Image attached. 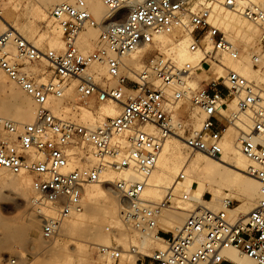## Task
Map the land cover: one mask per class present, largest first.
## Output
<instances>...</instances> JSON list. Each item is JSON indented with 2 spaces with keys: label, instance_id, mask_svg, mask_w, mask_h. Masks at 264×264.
Instances as JSON below:
<instances>
[{
  "label": "built area",
  "instance_id": "obj_1",
  "mask_svg": "<svg viewBox=\"0 0 264 264\" xmlns=\"http://www.w3.org/2000/svg\"><path fill=\"white\" fill-rule=\"evenodd\" d=\"M102 2L107 8L102 21L96 20L85 0H65L53 6L50 16L63 39L58 49L41 50L16 29L0 34V70L36 105L32 122L18 124L0 117V169L32 176L35 195L30 207L40 217L45 239L57 236L61 223L83 210L84 187L99 182L111 167L123 174L112 183L119 197L120 223L128 231L162 243V248L141 254L137 264H243L224 255L229 248L264 264V86L223 63V56L238 59L241 50L212 21L216 7H229L257 26L263 47L264 0ZM86 27L100 29L91 51L78 46V35ZM184 34L190 36L189 52L202 51L195 66L179 64L155 46L158 35L176 39ZM145 46L156 52L140 68L126 65L124 58ZM43 58L51 67L46 80L29 70ZM259 60L254 57L255 63ZM95 63L105 65L106 76L91 69ZM214 63L225 68L223 75L199 87L190 85L194 69ZM72 79L78 81V104H88L91 98L99 103L110 100L118 104L119 114L91 127L54 113L49 97L60 98ZM166 88L173 89L171 96L164 92ZM184 99L197 110L198 130H193L190 116L174 115L172 105ZM229 126L237 129L236 146L247 159L243 172L259 182L260 201L246 216L229 218L227 208L233 200L228 197L222 198L221 209L190 200L182 185L185 165L159 200L144 196L168 137L183 139L190 153L220 159ZM84 148L91 149L96 164L71 166L75 161L86 162ZM208 195L210 200L208 192L203 197ZM187 202L192 208L176 233L168 235L160 228L164 212ZM105 229L117 233L113 227ZM136 249L133 244L124 249L113 241L96 245V255L105 264H119L123 255Z\"/></svg>",
  "mask_w": 264,
  "mask_h": 264
},
{
  "label": "rangeland",
  "instance_id": "obj_2",
  "mask_svg": "<svg viewBox=\"0 0 264 264\" xmlns=\"http://www.w3.org/2000/svg\"><path fill=\"white\" fill-rule=\"evenodd\" d=\"M61 1L64 0H0V34L9 29V27H12L41 50L63 47V39L62 35L59 33V27L50 16V11L53 6ZM101 3L103 5L104 14H106V7L102 0ZM89 8L96 18L90 6ZM104 14L103 17H105ZM226 14L227 20H220L221 25L219 28L225 31L229 36L226 35L237 43L241 50L240 58L238 59L251 60V73L254 78L249 80H255L257 83L261 84L256 78L258 80L264 78V46L261 47L259 43L258 31L253 39V43L246 44L243 39H240L237 29L239 23L248 20L230 8L227 9ZM96 20L102 21L97 18ZM224 22L228 25L225 26ZM253 28L256 30L254 25ZM88 33L93 34L89 40L85 39ZM99 33V28H84L78 36L79 48L82 51L93 50L96 46ZM166 36L171 42L174 40V35H172L173 37L169 35ZM165 40L163 43L157 44L160 46L159 49L164 51L165 46L170 43V41L166 42ZM154 50V47H148L140 56L139 64L152 56V54L156 52H154ZM256 56L260 60L255 63L254 57ZM227 57L229 56H223V63L226 66L227 64L224 58ZM131 58L132 57L127 59L130 65L131 63L129 60ZM208 65L209 64L203 65L198 68L199 70L197 68L193 70L191 79L193 87H199L215 78L214 72L209 70L211 66L208 68ZM133 66L139 68L140 65L137 66L133 64ZM203 68L206 71L203 72ZM29 70L39 74V78H42L41 80H46L51 75V67L45 59H41L30 65ZM104 71L106 72V70ZM0 72L4 75V79L0 78V117L10 120L14 119L17 110L25 106L24 102H27L31 109V119H33V112L35 117V106L32 99L16 84L10 81L1 70ZM11 84L22 92L21 96L25 97V101L19 97L13 96L10 92V90H12ZM77 84V80H70L65 85L63 94L59 98L60 100L50 102L52 110L54 109L53 106L57 107L56 111L53 110V112L58 113L61 108L65 114V118L85 124H94L105 117H109L104 116V111L111 106H113L117 114L119 113V106L115 102L102 104L97 102L94 98H91L88 104H78ZM114 84L115 82L111 85ZM173 110L176 117L188 118L187 116H190L192 122L197 121L200 126V118L188 100H179ZM28 122L30 121L25 123ZM182 150L189 155H196V153H190L186 147ZM82 152L88 153L87 148L82 149ZM96 162L97 160L91 156L90 163L93 165L96 164ZM106 172H108L107 176ZM3 176L8 177L14 175L0 169V264H105L103 260L96 255V245L98 244L94 243L104 239L108 241L107 244L116 241L123 246L124 249H127L129 245L133 244L139 248L142 254H150L155 248L161 246L158 241H154L153 237L142 235L137 231H128L120 222L119 225V223H117V220L120 221L119 208L117 205L118 199L116 198L115 202L113 200L114 197L103 192L99 186L93 185L87 186L88 188L83 194V210L65 219L61 223L57 236L52 239H45L41 235L39 223L35 226L29 223L31 215H35L30 207V199L35 195V191L31 185L32 176L30 174L16 175L27 183V187L17 190L16 188H10L3 184L1 181V177ZM104 176L108 180L107 183L111 186L112 182L120 178L119 173L111 169L106 170ZM206 187L208 186L206 185ZM208 190H206L205 193L208 192L212 195V206L216 209L222 208L221 199L224 197H229L233 200V207L243 202L242 193L226 191L224 194L218 196V193L214 189L213 191H211V189ZM192 192L194 191L192 190ZM226 193H228V195H226ZM207 198H209V195L206 199ZM257 200L258 198L255 200V204ZM189 205L191 209L193 205L190 203ZM104 210L109 211V214L104 215L102 212ZM176 211L177 210H167L164 212V217L171 218L173 215L179 214L176 213ZM80 217H83L82 222L80 221ZM185 217V214H181L177 216L178 219L173 218V225L167 229V234L170 235L172 232H175V230L180 227ZM114 222L118 225H114ZM106 226L113 227L117 231V233H115L116 235L114 231H106ZM118 234L121 236L122 240H117ZM141 236H143L144 239L139 243L137 242V238H142ZM73 247H75V249ZM73 249L74 251H72ZM126 256L127 255H123L119 264L125 262ZM10 260L14 262H10Z\"/></svg>",
  "mask_w": 264,
  "mask_h": 264
},
{
  "label": "bare ground",
  "instance_id": "obj_3",
  "mask_svg": "<svg viewBox=\"0 0 264 264\" xmlns=\"http://www.w3.org/2000/svg\"><path fill=\"white\" fill-rule=\"evenodd\" d=\"M85 1H87L86 3H87L88 8H89V6L91 7L92 12L95 14L97 19L103 20L105 18V17H103V14H104L103 10L104 9H103V5L101 3V0H85ZM228 8L226 6H219V7H216L214 9V11L212 13L213 24H215L219 27L221 25L220 20H223V21L227 20L226 12H227ZM89 10H90V8H89ZM106 13H107V8H106ZM105 15L106 14H104V16ZM251 23L248 21H244V22H241L238 24L237 33L240 36V39H243L246 44H252L253 43V39L255 38L257 31H258V35H259V30H258L257 26L255 24H253V23L251 24ZM224 25L227 26L228 24L224 22ZM253 25L256 28V30L253 28ZM9 29H13V28L9 27ZM59 33L61 34L60 29H59ZM91 36H93V34L88 33V34H86L85 39L89 40L91 38ZM258 38H259V36H258ZM189 39H190V36L188 34H184L182 37H179V39L177 37L176 39L172 40V42H171V40H169L166 35H158L155 37V46L160 47L157 44L163 43L164 40L166 42L170 41V43H168L165 46V51L161 50V49L160 50L165 52V53L167 52L168 54H171L173 56V58L179 64L188 62V63H191L192 65L195 66V65H197V62L202 57V51L196 50L195 52H189L187 49V43H188ZM230 39H232V38H230ZM232 41H234V40L232 39ZM234 43H236V42L234 41ZM259 43H260V39H259ZM168 45H170V48L167 47ZM206 45H207V50H209L211 48L209 40H206ZM236 45H237V43H236ZM147 48L148 47L145 46V47L133 52L131 55L126 56L124 58L126 65H129L132 67H134L133 64L137 65V66L140 65L139 66V68H140L142 66V62L139 64L140 56L143 54V52ZM130 57H132L129 60L131 65L127 62V59ZM239 58H240V56H239ZM224 59H225V63L227 64V67L239 72L240 74L245 76L247 79L254 78L252 73H251V60L250 59H246V60L232 59L230 56L227 58H224ZM222 61H223V59H222ZM91 69H93L94 71H97L99 74L100 73L104 74L105 76L107 74L104 71V70H106V67H105V65H102V64L95 63L91 66ZM209 70L214 72L215 77L221 76L225 73V68L223 66L215 64V63L211 65ZM202 71L204 72L206 70L203 68ZM0 78L4 79V75L1 72H0ZM256 80L258 82H261V84L262 83L264 84V78L260 79V80H258L256 78ZM156 82H155V84H156ZM113 83L114 82H112V81L110 82V84H113ZM157 84H158V82H157ZM190 85L191 86L193 85L192 80L190 82ZM11 86L13 88L11 87L12 90H10V92L13 94V96L19 97L23 101H25V97L21 96L22 92L20 90H18L13 84H11ZM164 92L167 93L169 96H171L173 89L172 88H166L164 90ZM28 97H30V96H28ZM58 100H60L59 97H51V96L49 97L48 106L51 110H52V108L50 106V102H54V101L56 102ZM32 102H33V100H32ZM107 102H114V101L108 100V101L103 102L102 104H105ZM24 103H25V106L20 107L17 110V113H16L14 119H12L13 121H15L18 124L19 123H25L27 121L32 122L35 118L34 112H33V119H31V109L29 108L27 102H24ZM176 104H177V102L172 105V110L174 109ZM34 106H35V114H36L35 103H34ZM53 107H54L53 110L56 111L57 107L56 106H53ZM60 107H61V105H60ZM194 110L196 111V114H197V110L195 108H194ZM56 114H60L63 117H65L64 116L65 114L63 113L61 108H60L59 112ZM116 114H117V112L113 108V106H111L110 108H107L104 111V116L114 117L113 115L116 116ZM105 118H107V117H105ZM105 118H103L101 121H103ZM101 121H98L94 124H85L83 122H81V123H83L87 126L94 127L98 123H100ZM192 123H193V127H194L193 130H198L200 127L199 123H197V121H194ZM230 127L231 126H229L224 133L223 154H222V157L220 159H213V158L208 157V156L201 154V153H196L195 156L189 155L182 150L183 148L186 147L183 139H181L180 137H175V136L168 137L163 144L162 151L160 153V156H159L157 164H156V168L152 172V174L149 176V179H148V185L149 186L146 187V189L144 191V196L151 201L159 200L164 195L165 191L172 186V184L176 178V175L181 170V168L185 165L184 166L185 177H184V180L182 182V185H183V189L185 190V193H187L189 195L190 200L197 201L198 203H201V204L209 205L212 208L216 209L215 207L212 206L213 205L212 204V202H213L212 198L209 200V199H205L203 197L206 190L211 189V191H213V189H214L218 193V196L224 194V192H226V191H228V192H239V193L243 194L242 204H240L238 206H234V207L233 206L228 207L227 212H228L229 218L232 220H235L238 217L246 216L260 201L259 182L254 177L249 176L243 172V169L245 168V166L247 164V159L238 150V148L236 146V139L238 137L237 129L234 127H231V128ZM87 150H88V153H84L87 155L86 156V162L75 161V162L71 163V166H79V167H88V166L91 167V166H93L94 164L92 165L90 163V157L91 156L93 158H95V157L93 156L90 148H87ZM108 169L115 171L111 167L106 168V170H108ZM1 170H5V169H1ZM5 171H7V170H5ZM105 171H104V173H105ZM7 172L10 173L9 171H7ZM115 172H117V171H115ZM104 173L101 175L102 177H101V180L99 182H96V183L91 184V185L99 186L103 192H105L106 194H108L111 197H114L113 200L116 202V198L117 199L119 198L117 195V192L113 188V185L111 186L110 184L107 183L108 180L105 178ZM117 173H119L120 178H121V176H123V174L121 175V172H117ZM10 174H12V173H10ZM20 174H26V173H20ZM20 174H12L14 176H8V177L3 176V177H1V181L3 184H5L6 186H8L10 188L11 187L16 188V190L20 189V188L27 187L26 181L21 180L19 176H16V175H20ZM107 174H108V172H106V176H107ZM134 177L138 178L139 176L134 174ZM120 178H117V180ZM206 185L208 187H206ZM87 188H88L87 186L84 187L83 194ZM192 190L194 192H192ZM226 195H228V193H226ZM257 198H258V200L255 204V200ZM189 203L190 202H187L184 205H182L181 208L177 209L176 213H179V214H175L173 216L171 215L172 216V217L170 216L171 218H168L165 216L161 220L160 228H162L163 230H167L169 227H172V225H173L172 219L173 218L176 219L177 216H179L181 214L186 215L187 213L185 211H187V209H190ZM253 204H254V206H253ZM117 205L119 208V199L117 200ZM102 212L104 215L109 214V211H107V210H104ZM75 214H77V213H75ZM72 215H74V214H72ZM39 218L40 217L38 215H34V216L31 215V219H29V223H31L34 226L37 223H39V225H40V219ZM80 218H81L80 221L82 222L83 217H80ZM119 222L120 221L117 220V223H119ZM117 223L114 222L113 224L115 225ZM119 225H120V223H119ZM176 227H177V225H176ZM39 229H40V226H39ZM177 230L178 229H176L174 233H176ZM141 237L142 238H137L138 241L137 240H135V241L140 243L144 239L143 236H141ZM120 239H121V236L119 235L117 240H120ZM154 241H158V240L154 238ZM158 242L160 243V241H158ZM94 243L95 244H101V243L107 244L108 241H106L104 239L101 241H96ZM160 244H161V246L158 248H162V243H160ZM73 248L75 249V247H73ZM158 248H155V249H158ZM74 249L72 251H74ZM141 254L142 253H140L139 248L137 247L135 253H132L130 255L128 254L129 256L128 255L126 256L125 262H123V264H137V260ZM224 255L232 262H241L243 264L244 263L245 264H256V262L253 259H251L250 257H248L246 255H243L239 251L232 249V248L226 249L224 251ZM10 262H14V261L10 260Z\"/></svg>",
  "mask_w": 264,
  "mask_h": 264
}]
</instances>
